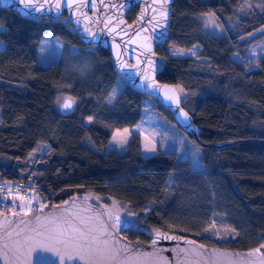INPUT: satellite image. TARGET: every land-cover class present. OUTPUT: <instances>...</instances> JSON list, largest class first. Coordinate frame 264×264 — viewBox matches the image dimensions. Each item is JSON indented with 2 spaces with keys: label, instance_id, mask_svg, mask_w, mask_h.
Instances as JSON below:
<instances>
[{
  "label": "trees",
  "instance_id": "1",
  "mask_svg": "<svg viewBox=\"0 0 264 264\" xmlns=\"http://www.w3.org/2000/svg\"><path fill=\"white\" fill-rule=\"evenodd\" d=\"M240 2L174 0L168 39L156 46L162 57L156 78L185 93L181 105L200 143L165 108L166 117L198 144L202 171H191L175 153L143 156L135 132L124 152L106 150L114 130L131 128L142 117L148 93L125 82L112 106L93 105V94L110 89L121 75L110 54L85 50L65 12L50 19L0 8V176L32 179L46 208L85 194L126 204L138 224L123 231L128 239L148 240L150 228L224 248L264 244V55L245 63L232 57L243 58L242 50L258 38H250L252 33L264 36V8H250L225 37L204 34L196 19L212 13L224 25ZM136 10L134 5L127 12L128 21ZM47 34L60 39L65 52L75 47L88 56V76L78 75L62 57L38 63ZM167 45H197L199 52L173 57ZM62 89L76 98L74 108H56ZM216 230L223 238H214Z\"/></svg>",
  "mask_w": 264,
  "mask_h": 264
},
{
  "label": "water",
  "instance_id": "2",
  "mask_svg": "<svg viewBox=\"0 0 264 264\" xmlns=\"http://www.w3.org/2000/svg\"><path fill=\"white\" fill-rule=\"evenodd\" d=\"M173 2L29 0L24 15L23 2L0 0V8L51 19L65 10L82 43L106 50L129 85L160 102L200 143L178 87L156 78L162 62L156 46L168 39ZM134 5L137 13L128 21L127 12ZM66 102L71 107L62 108L70 110L72 101ZM129 227L121 215L83 195L29 214L0 211V264H61V257L63 264H264V244L247 250L224 248L161 231L148 240L128 239L122 233Z\"/></svg>",
  "mask_w": 264,
  "mask_h": 264
},
{
  "label": "rangeland",
  "instance_id": "3",
  "mask_svg": "<svg viewBox=\"0 0 264 264\" xmlns=\"http://www.w3.org/2000/svg\"><path fill=\"white\" fill-rule=\"evenodd\" d=\"M250 8L262 9L264 8V2L262 0H241V2L237 3L234 7L232 16L224 20V25H221L218 18L212 13L199 14L196 19L204 34L225 37L226 29L235 32L237 23ZM58 18L62 19V17ZM0 29H2L1 26ZM260 32L261 31L259 30L251 34L250 38H258L242 50L243 58L235 54H233L232 57L242 63H245V61L259 60L264 55V36H261ZM2 49L3 43L0 40V50ZM92 49L93 47L91 46L85 48V50ZM166 51L173 57L194 58L199 52V47L195 45L190 49L185 50L173 45H167ZM61 57L65 58L68 66L72 67V70L76 69V73L80 76H88L92 69V64H90L88 56L82 54L80 49L71 47L65 52L63 50V43L60 39L53 38L49 34L45 35L38 46V63L42 66H46L59 60ZM125 82H127L125 76L121 74L120 77L117 78L115 85L110 89L103 90L99 88L91 98L92 104L95 106L103 104L112 106ZM61 88H64V86H61ZM178 89L180 90L182 101L185 93L179 87ZM66 99L72 101V108L77 104L76 98L70 95L69 90L62 89L61 93L57 94L55 97V104L58 110H64L62 105ZM161 105H159V102L155 100V98L147 94L142 101V117L131 128L114 130L106 150L119 153L124 152L130 140V133L135 132L139 135L140 151L143 156L153 155L157 150L167 153H175L180 161H188L191 171H202L201 150L199 149L198 144L190 140L182 130L176 128L175 124L166 117V107ZM89 117L91 116H86L84 118L85 124L91 122ZM150 149L154 150L150 151ZM7 196L3 197L4 201L12 200L14 205V209L9 212L29 214L45 210L48 206V203L42 199L41 194L35 190L27 193L17 191L13 194L9 193ZM83 196H89L93 203L97 205L108 206L114 213L121 215L122 218L130 224V227L138 225L136 213L131 212L126 204L113 199L105 200V198L93 194H85ZM211 225L215 226V221H213V219L211 220ZM145 229L150 237L156 232H159L157 229ZM218 237L223 238V236L216 230L214 238Z\"/></svg>",
  "mask_w": 264,
  "mask_h": 264
},
{
  "label": "built area",
  "instance_id": "4",
  "mask_svg": "<svg viewBox=\"0 0 264 264\" xmlns=\"http://www.w3.org/2000/svg\"><path fill=\"white\" fill-rule=\"evenodd\" d=\"M37 188L38 186L30 178L9 179L0 176V211L9 212L14 209L12 200L4 201L3 199V197H6L9 193L13 194L17 191L27 193L32 192Z\"/></svg>",
  "mask_w": 264,
  "mask_h": 264
},
{
  "label": "snow or ice",
  "instance_id": "5",
  "mask_svg": "<svg viewBox=\"0 0 264 264\" xmlns=\"http://www.w3.org/2000/svg\"><path fill=\"white\" fill-rule=\"evenodd\" d=\"M7 2L9 4H11L13 2V0H7ZM16 3H20V2H23L24 4V9H21L20 11L24 14V15H27L28 13L26 11H24L25 9H29L30 8V3H29V0H15ZM165 2H167V0H165ZM63 108L67 109V108H70L71 107V104L66 102L62 105ZM89 120H91V117H89ZM154 149H150V151H153ZM69 260L72 259L71 256L68 257ZM82 259V257H81ZM61 264H63V257H61Z\"/></svg>",
  "mask_w": 264,
  "mask_h": 264
},
{
  "label": "flooded vegetation",
  "instance_id": "6",
  "mask_svg": "<svg viewBox=\"0 0 264 264\" xmlns=\"http://www.w3.org/2000/svg\"><path fill=\"white\" fill-rule=\"evenodd\" d=\"M135 6H137V9H138V5H135ZM63 12H65V10H62V12H61V14L58 16V17H62V13ZM136 13H137V10H136ZM135 13V14H136ZM65 14H66V12H65ZM58 17H56V18H52V19H59ZM66 17V19H67V16H65ZM134 17H135V15H134ZM51 19V18H50ZM67 21H68V19H67ZM131 21V20H130ZM68 23H69V21H68ZM70 24V23H69ZM71 25V24H70Z\"/></svg>",
  "mask_w": 264,
  "mask_h": 264
}]
</instances>
